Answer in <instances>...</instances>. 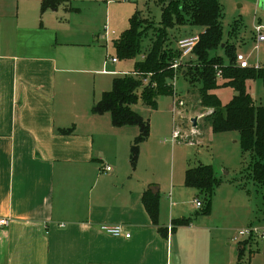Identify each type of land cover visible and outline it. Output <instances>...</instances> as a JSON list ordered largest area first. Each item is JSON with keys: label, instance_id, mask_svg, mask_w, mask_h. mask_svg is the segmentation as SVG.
I'll return each mask as SVG.
<instances>
[{"label": "crops", "instance_id": "0c3cea01", "mask_svg": "<svg viewBox=\"0 0 264 264\" xmlns=\"http://www.w3.org/2000/svg\"><path fill=\"white\" fill-rule=\"evenodd\" d=\"M64 1L41 10L42 0H0V264H264V249L250 247L256 236L215 241L198 190L176 187L174 171L163 190L137 170L141 150L131 165L138 126L92 111L107 88L97 91V75L124 73L104 59L111 33L75 29ZM148 189L158 193L157 224L142 203ZM182 196L201 202L193 215Z\"/></svg>", "mask_w": 264, "mask_h": 264}, {"label": "rangeland", "instance_id": "374dc122", "mask_svg": "<svg viewBox=\"0 0 264 264\" xmlns=\"http://www.w3.org/2000/svg\"><path fill=\"white\" fill-rule=\"evenodd\" d=\"M222 6V39L216 49L209 51L210 57H220L224 65L228 63V56L221 47L224 43L232 44L235 54L241 53L249 67L264 69V40L257 42L256 26L263 28L264 35V0H220ZM71 5V6H70ZM70 7L78 8L69 14ZM66 22H73L75 29L85 27H100L104 34L106 25L110 34V41L105 55L115 57L118 61L117 69L124 70L122 74L97 75V95L111 89L114 77L135 70L137 62L143 60L154 40L151 31L142 35L140 51L129 58L118 56L113 40L128 27L129 19L133 15L150 20L158 24L161 20V7L154 0H65L62 5ZM204 27L189 22L175 24L169 27L166 43L177 54V41L181 38L199 35ZM106 60L107 57L104 56ZM182 64H195L197 57L192 52L182 58H177ZM167 82L173 85V94L159 95L156 106L151 108L142 100V87L137 89V100L131 109L139 113L150 124L149 134L139 146L141 157L137 170L143 176L152 179L161 189H169V178L174 171L176 187L184 181L185 170L197 165H211L218 184L212 196L210 220L214 223L212 231L215 241L225 247L227 240L237 235L238 230L260 227L264 231V191L253 180L251 165L252 153L241 146L238 131L229 130L216 132L212 128L211 120L206 116L212 111L200 103L199 88L201 83L190 81L182 71H178L174 78ZM218 80L217 86L211 90L222 105L230 102L233 90ZM143 83V82H142ZM247 89L254 104L264 106V83L260 78L247 81ZM197 117V125L193 126L191 118ZM135 132L131 141L139 135L137 127H131ZM179 135L174 136V131ZM130 157V156H129ZM187 215L194 214L195 203L191 196L180 198ZM180 203V202H179ZM195 220H198L197 218ZM193 219V223L195 222ZM211 224V223H210ZM217 239V240H216ZM239 241L248 239L238 236ZM232 245L236 241H229ZM253 250L264 249V238L254 237L250 243ZM226 248V247H225Z\"/></svg>", "mask_w": 264, "mask_h": 264}, {"label": "trees", "instance_id": "16d2710c", "mask_svg": "<svg viewBox=\"0 0 264 264\" xmlns=\"http://www.w3.org/2000/svg\"><path fill=\"white\" fill-rule=\"evenodd\" d=\"M161 7V20L158 24L133 15L126 28L115 40L113 46L121 58H129L140 51L143 34L151 31L154 40L143 60L137 62L134 72L116 76L112 87L104 91L101 98L93 105L94 113L109 112L114 126L136 125L140 133L130 146V163L135 166L139 146L149 134L150 124L139 113L131 109L137 100V89L142 87L143 102L154 108L159 95L173 94V85L167 80L174 78L182 71L190 81L201 83L199 88L200 103L211 108L206 116L211 120L216 132L236 130L240 136L241 146L252 153L251 175L253 180L264 191V106L254 104L247 89V81L260 78L264 83V69L240 68L235 62V51L232 44L221 45L228 56L224 65L220 57H210L209 51L216 49L222 39V6L220 0H154ZM61 0H42L41 10L55 8ZM189 22L204 27L199 40L193 48L197 57L195 64H180L177 70L170 65L180 57V51L173 52L167 41L166 30L175 24ZM221 69V78L216 76V68ZM146 80V82L144 81ZM223 80L233 90L229 103L222 105L219 98L211 93L218 80ZM143 82V83H142ZM184 184L198 190L203 207L198 214H210L212 196L218 184L211 165L189 167L184 173ZM143 206L154 224L158 223V193L149 189L142 195ZM185 218L175 220L173 226L188 223ZM161 232L164 230L159 229Z\"/></svg>", "mask_w": 264, "mask_h": 264}, {"label": "built area", "instance_id": "2783aa9c", "mask_svg": "<svg viewBox=\"0 0 264 264\" xmlns=\"http://www.w3.org/2000/svg\"><path fill=\"white\" fill-rule=\"evenodd\" d=\"M104 29L106 30V33H108L106 25H105ZM255 31L257 33V42L263 41L264 40V35L262 34L263 28L261 26H256ZM198 40H199V35H194V36L179 39L177 41V47H178V51H180V58L187 56L188 54H191L193 52V48L196 45V43L198 42ZM106 61H111L114 63L117 60L115 57H109V55H108ZM235 62L240 68H248L249 67L247 61L244 58V55L241 53H236ZM180 64H181V62H178L177 59H174L170 66L174 70H177L179 68ZM255 68H257V66ZM133 73H136V72H133ZM221 75H222L221 69L219 67H217L216 68L217 78H221ZM144 81L146 82L145 79H144ZM173 135L177 136V135H179V132L176 130V131H174ZM104 169L110 170L111 167L109 165H105ZM195 205H196V207H200L201 202L199 200H195ZM7 223H8L7 219L0 218V226H4ZM260 229H263V228L250 227V228L238 230L237 233H238V235H246L248 237L256 236L258 238L260 237L261 239H263L264 238V231L260 232ZM99 230L108 234V235L114 236V237H119V236L129 237L130 236V233L126 232L124 230L123 226H121L119 224H101L99 226ZM232 240L237 241L238 236H234L232 238Z\"/></svg>", "mask_w": 264, "mask_h": 264}, {"label": "water", "instance_id": "95a60500", "mask_svg": "<svg viewBox=\"0 0 264 264\" xmlns=\"http://www.w3.org/2000/svg\"><path fill=\"white\" fill-rule=\"evenodd\" d=\"M191 121L193 123V126H196L197 125V117L191 118ZM150 189L153 190V191H156V188H154V187H152Z\"/></svg>", "mask_w": 264, "mask_h": 264}]
</instances>
